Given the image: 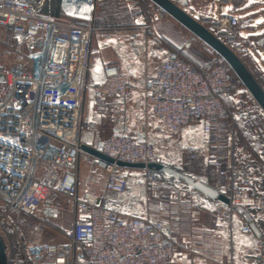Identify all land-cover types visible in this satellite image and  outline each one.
Listing matches in <instances>:
<instances>
[{"label":"built area","instance_id":"2783aa9c","mask_svg":"<svg viewBox=\"0 0 264 264\" xmlns=\"http://www.w3.org/2000/svg\"><path fill=\"white\" fill-rule=\"evenodd\" d=\"M215 1L232 5L234 0ZM95 8L96 0H62L60 14L54 15L26 1L0 0V236L9 262L15 264H173L177 250L173 234L182 230L196 207L219 218L256 209V219L264 207L263 162L250 163L245 156L239 157L234 133L229 156L208 153L206 159L207 167L226 181L215 188L229 204L148 168L152 163L169 166L161 161L158 151L169 149L182 130L195 123L205 137H221L222 118L229 114L222 94L232 88L233 76L224 65L203 72L177 53H170L158 57L155 74L143 79L105 63H100V76L95 78L91 54L97 30L93 25ZM156 14L164 17L161 10ZM195 18L237 56L253 57L240 17L229 11ZM7 34L11 43L6 49ZM154 45L162 47L159 40ZM88 93L104 103L125 101L132 93L139 95L147 126L162 125L165 135L161 143L153 141L146 129L131 126L94 145L83 144V132L96 129L84 118ZM232 100L237 102L236 97ZM252 111L264 118L255 101L234 116L252 123ZM254 138L264 159V137L257 128ZM82 145L95 148L114 163L89 155ZM205 148V142L195 140L184 144L183 152L197 157ZM84 157L91 158L92 172L104 176L99 190L81 187ZM119 162L145 165L138 171L148 200L155 201L145 217L129 214L109 200L110 194L124 196L129 189V169L118 166ZM53 197L63 199L73 213L64 225L57 224L62 215L51 201ZM28 216L50 219L60 231ZM251 223L252 218L241 233L263 245L254 236ZM22 226L49 229L51 237L30 243ZM10 232L21 237L20 257ZM196 255L207 257L206 253ZM215 259L222 260L219 255Z\"/></svg>","mask_w":264,"mask_h":264},{"label":"crops","instance_id":"0c3cea01","mask_svg":"<svg viewBox=\"0 0 264 264\" xmlns=\"http://www.w3.org/2000/svg\"><path fill=\"white\" fill-rule=\"evenodd\" d=\"M16 1H26L30 6L42 12L59 15L62 0ZM68 1L73 3L75 0ZM144 1L96 0L93 25L97 30L91 40L92 72L95 78L100 76V63L117 65L122 73L132 74L139 79H143L147 75L155 74L159 63L158 57L165 58L170 53L176 52L188 57L190 43L185 33L188 31L170 16L158 18L156 13L160 9L153 3H149L148 10L144 11ZM239 1L242 2V0ZM123 3L127 6L132 5V19L129 18L126 9L123 11ZM241 5L236 6L232 3L231 7L225 11L222 9V3L215 0H188V5L183 7L195 17H205L209 14L217 15L229 11L241 17V14L246 13V10L241 9ZM139 11H142L140 15L133 16V13ZM179 27L181 32L178 34L170 33L172 28ZM156 40H159L162 44L160 49L154 45ZM262 45H264V38L262 39ZM144 113L142 99L137 94L132 93L125 101L115 100L112 103H104L101 99H95L91 93H88L84 107V118L87 122L95 124L96 129H86L82 134V143L94 145L100 140V137L107 139L112 134L125 131L131 126L146 129L153 141L161 143L165 135L162 125L156 122L153 126H147ZM200 128V125L195 123L182 130L179 136L181 143H183L182 141L187 137V134L192 133V140L205 142L206 151L213 153L211 138L200 140ZM103 130L105 134H102ZM231 143L230 141L228 151L223 153L226 156L230 155ZM82 160L91 162V158L84 157L81 159V187L86 190H99L102 182L95 184L92 177L86 180L83 178ZM261 164L264 166V163ZM138 170L129 169L130 184L127 193L124 196L110 194L109 200L129 214H138L145 217L149 213L150 204L155 201L148 200L145 181L141 177V171ZM204 181L209 183L208 179ZM85 182H88L92 188L82 186ZM225 182L224 179L220 178V185ZM54 204L61 210L62 215V221H58L57 224L64 225L66 220L73 217V213L67 205H63L58 200ZM166 207H169V205H166ZM256 212V209L248 211V214L239 211L229 218H219L196 207L190 220L183 223L182 230L173 234L177 245L173 264H263L264 207L260 210L258 219L255 218ZM248 217L252 218L258 227L260 231L259 239L263 245L258 244L254 237L241 233L242 227L249 223ZM22 228L26 230L27 241L33 244L42 243L51 237L49 229H35L28 226H22ZM254 236L258 238L256 234ZM16 237L19 243L18 247L22 249L21 237ZM204 246L213 248L206 250L203 248ZM198 253H206L207 257H197L196 254ZM217 255L221 256V261L215 259Z\"/></svg>","mask_w":264,"mask_h":264},{"label":"rangeland","instance_id":"374dc122","mask_svg":"<svg viewBox=\"0 0 264 264\" xmlns=\"http://www.w3.org/2000/svg\"><path fill=\"white\" fill-rule=\"evenodd\" d=\"M242 2H240L239 0H234L236 6L242 4L241 9L246 10L245 11L246 13L241 14L242 16L240 17L242 20L241 30L243 31V33L245 32L244 33L245 41L247 45L250 46V48L252 49L253 57L251 56H250L251 58L245 57V58H241V60L244 62L246 67L249 69V71L252 72L255 79L258 80L260 83L264 84V71H263L264 45H261L259 43L264 38V0H242ZM122 5L124 9L123 11H125L126 9L129 18L132 19V5L127 6L124 3ZM222 5H223L222 9H224L225 11H227L231 7L229 4H222ZM164 17L167 18L169 16H164ZM110 21L112 22L113 20ZM179 32H181L180 27L172 28L170 33L178 34ZM185 33L188 36L187 39L190 43V49L188 50L189 55L187 58L201 65L207 64L210 61L215 60L214 57L217 56L216 54H214V52L212 53L211 51L206 50L202 42L198 39L192 38V35L190 33L188 32ZM4 43H5V48L7 49L9 44L11 43L9 34L6 35ZM231 94H232L231 100L233 97L237 98L236 100L237 102H234L233 100L232 102L238 108L243 109L253 105L254 99L252 98V96L244 86L237 84V86L235 87L234 91H232ZM102 134H105L104 130L102 131ZM191 136L192 133L187 134V137H185L184 141H182L183 143H181L179 137L174 144L169 146V149H161L160 151H158V156L161 159V161L164 162L165 164L197 180L204 181L208 179V167L206 165L208 152L204 151L197 157H190L185 152H183L184 144H186L187 142L191 143L192 141H195L192 140ZM199 137L200 140H207L211 138V137H205L201 131L199 132ZM102 140H105V138L100 137L99 141ZM82 171H83L82 176L85 180L87 178L92 177L95 184H97L96 181L103 182L104 176L92 172L93 171L92 166H90V162L86 160H82ZM82 186H84L85 188H89V187L92 188V186L88 182H85V184ZM54 200L55 201L58 200L63 205H66L63 199H59V198L51 199V201L55 202ZM54 231L58 233L57 230ZM13 234L15 236V241L17 243L16 253L18 257H20L22 253V249L18 247L19 243L18 240H16L17 237L15 233Z\"/></svg>","mask_w":264,"mask_h":264},{"label":"water","instance_id":"95a60500","mask_svg":"<svg viewBox=\"0 0 264 264\" xmlns=\"http://www.w3.org/2000/svg\"><path fill=\"white\" fill-rule=\"evenodd\" d=\"M156 7L163 11L166 15L176 20L182 27H184L192 36L200 40L204 45L210 48L216 55H218L233 71L235 76L240 80L246 90L250 93L254 101L264 112V90L254 78L252 73L243 63L241 58L237 56L225 43H223L212 31H210L203 23L189 14L183 6L188 5V0H150ZM82 150L89 155L101 159L108 164H113L114 161L107 158L95 148L88 145H82ZM118 166L127 169H144V164H129L117 163ZM148 168L164 172L174 178L183 181L188 186L197 190L201 194L210 199H219L225 204H229V199L224 195H219L218 190L208 183L197 180L175 168L162 165L159 163H152ZM248 221L251 218L248 217ZM253 232L260 237V231L255 223H251ZM0 264H9L3 239L0 236Z\"/></svg>","mask_w":264,"mask_h":264},{"label":"trees","instance_id":"16d2710c","mask_svg":"<svg viewBox=\"0 0 264 264\" xmlns=\"http://www.w3.org/2000/svg\"><path fill=\"white\" fill-rule=\"evenodd\" d=\"M149 3H152L150 0L144 1L143 10L146 11L149 8ZM233 1V5H234ZM164 16L166 14L164 13ZM262 45V41L259 42ZM185 62H188L192 65H194L197 69L206 72L208 71L212 66L220 64L224 65L228 68L230 73L233 76V86L231 89L225 91L222 94V99L226 103V105L229 108V114L228 116L222 118V121L224 123V127L222 129V134L220 138H216L215 136L211 137V149L213 153H226L229 149V143L231 140L232 133H234V142H235V148L237 150V155L239 157L245 156L247 160L250 163H254L255 160H260L264 163V159L261 157V154L259 153V147L257 146V142L254 138V128H257L262 137H264V118L261 117L256 111H252L250 114V119L252 123L247 121L245 117H242L240 120H237L234 116V113L241 108H238L235 106L231 100V93L234 91L235 87L238 85L243 84L240 82V80L235 76L233 71L229 68V66L218 56L216 55V59L213 61H210L207 64L201 65L196 62L191 61L189 58L185 57L183 54L176 52ZM244 63V62H243ZM252 73V72H251ZM253 75V74H252ZM255 78V77H254ZM258 81V80H257ZM260 86L264 90V84L260 83ZM234 125V126H233ZM214 145V146H213ZM216 145H219L220 148L217 149ZM208 184L213 187H220V177L218 176L217 172L213 168H208ZM32 220L40 221L46 224L48 227H50L53 230L60 231L59 228L54 226L50 220L47 219H39L34 216H28ZM9 236L11 239L15 240V236L12 232L9 233ZM9 264H15L13 262H9Z\"/></svg>","mask_w":264,"mask_h":264}]
</instances>
